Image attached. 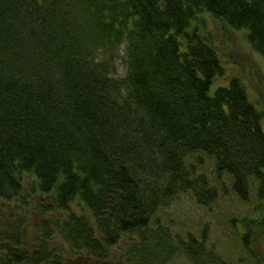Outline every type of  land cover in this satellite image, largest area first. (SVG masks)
Here are the masks:
<instances>
[{"label": "trees", "instance_id": "1", "mask_svg": "<svg viewBox=\"0 0 264 264\" xmlns=\"http://www.w3.org/2000/svg\"><path fill=\"white\" fill-rule=\"evenodd\" d=\"M211 20L264 59V0H0V264H231L161 216L227 190L256 201L236 264H264V111L211 92Z\"/></svg>", "mask_w": 264, "mask_h": 264}, {"label": "rangeland", "instance_id": "2", "mask_svg": "<svg viewBox=\"0 0 264 264\" xmlns=\"http://www.w3.org/2000/svg\"><path fill=\"white\" fill-rule=\"evenodd\" d=\"M208 24V33L226 70L223 79L215 80L211 92L214 93L219 85L228 84L231 78L239 77L243 80L252 103L264 111V59L253 51L243 31H235L212 20ZM117 68L119 76H123L124 68L120 62H117ZM206 165L205 171L213 179L215 173H212V162L206 159ZM226 193L208 206L198 205L191 195L181 196L161 216L163 223L170 227L173 234L182 239L191 234L201 240L205 231L206 247H217L216 252L227 263L230 261L231 264H236L243 252L241 245L235 240L236 231L231 226L232 221L234 218L240 220L245 216L254 217L256 201L255 195H251L249 202H242L231 190ZM250 246L257 255L264 258L262 233L253 235ZM171 264L191 263L183 257H176Z\"/></svg>", "mask_w": 264, "mask_h": 264}]
</instances>
